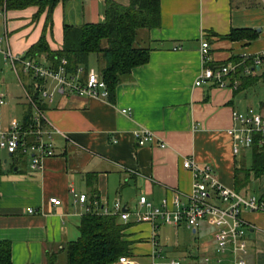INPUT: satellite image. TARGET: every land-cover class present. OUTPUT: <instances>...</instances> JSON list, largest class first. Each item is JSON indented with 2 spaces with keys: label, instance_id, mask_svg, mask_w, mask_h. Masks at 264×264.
<instances>
[{
  "label": "crops",
  "instance_id": "crops-1",
  "mask_svg": "<svg viewBox=\"0 0 264 264\" xmlns=\"http://www.w3.org/2000/svg\"><path fill=\"white\" fill-rule=\"evenodd\" d=\"M112 1L124 6L129 3ZM0 11L3 37L7 38L0 49L8 47L24 57L41 36L46 12L34 19V6ZM103 19L104 0H60L52 12L46 41L57 51L64 25L78 27ZM242 29L252 30L255 39L227 37ZM138 39L150 48L148 62L133 69L114 95L108 91L105 99L66 91L55 93L49 102L39 97L28 75L13 72L18 79L23 77L24 99L16 104L19 117L0 122V126L22 121L28 109L33 113L36 95L47 128L58 133L52 135L54 154L43 159L41 169H32L27 155L22 164L15 154L7 153L12 161L0 157V242L10 243L11 264H44L47 253L75 241L85 206L91 202L111 207L118 200L133 211L139 197L145 196L156 207L166 201L173 209L174 196L186 195L191 189L192 175L182 167L186 158L210 165L223 186L264 201V177H251L243 188L235 189V170L247 169L241 163L250 149L238 154L232 151V129L238 127L232 112L254 108L245 107L238 96L262 81L264 68L254 76L240 73L241 77L258 78L246 87L233 79V74L224 88L211 83L195 85L205 66L200 50L203 41L208 44L209 64L214 67L264 53V0H160L159 27L139 31ZM92 59L96 61L93 55ZM0 60L7 65L1 54ZM37 60L50 65L43 56ZM46 87L52 90L53 83L48 81ZM5 104L0 92V106ZM255 108L260 110L261 105ZM141 129L152 132L154 141L138 146L133 134ZM71 191L85 194L87 202L80 204ZM49 198H57L60 204H50ZM242 218L248 246L243 255L245 264H264V212L244 211ZM125 224L130 264H168L169 260L235 264L230 250L223 254L216 251L214 230L206 221L192 229L183 221L177 226L160 220L137 223L131 216Z\"/></svg>",
  "mask_w": 264,
  "mask_h": 264
},
{
  "label": "built area",
  "instance_id": "built-area-1",
  "mask_svg": "<svg viewBox=\"0 0 264 264\" xmlns=\"http://www.w3.org/2000/svg\"><path fill=\"white\" fill-rule=\"evenodd\" d=\"M4 42L7 43L6 36L0 37V45ZM200 50L205 66L195 82L196 86L211 83L218 88H224L227 86V79L240 66H243L245 74L252 76L264 68V53L242 56L235 64L214 67L209 64L207 42L201 43ZM0 54L15 74L21 71L33 80L34 90L46 101L51 102L55 93L64 94L66 91L95 99L108 97L105 82L94 70L89 71L79 66L75 72H69L65 68L63 59L57 68L53 69L34 59L14 54L8 47L4 50L0 49ZM48 81L53 83L52 90L46 87ZM122 113L128 112L122 110ZM32 119L35 123L33 127H24L19 120H12L6 128L0 126V149L9 154L30 156V167L37 170L42 168L44 158L53 156L52 135L58 132L47 128L43 112L37 107H34ZM232 119L238 123V127L232 129L233 154H238L242 149H249L254 135H264V117L256 108H249L242 113L232 112ZM133 136L138 146H143L155 139V135L145 129L135 131ZM160 146L164 145L160 144ZM182 167L192 175L191 189L186 195L174 196L173 209L167 206L166 201L163 202L162 207H156L145 196H140L138 207L133 211L125 209L118 200H115L111 207L100 206L94 201L85 206V214L115 216L124 224L131 216L137 223L154 224L155 221L160 220L164 224L177 226L183 221L188 228L192 229L197 228L201 221H206L214 230L216 251L223 254L226 250H230L235 264H245L243 255L247 252L248 246L245 240L246 224L242 218V212H264V201L245 197L223 186L214 175L213 168L208 164L200 165L186 158L182 162ZM71 194L80 204L84 205L87 202L85 194H77L74 191H71ZM49 203L59 205L60 201L57 198H49ZM28 212L33 213V210L29 209ZM118 263L130 264L125 257L120 258ZM168 264L180 263L169 260Z\"/></svg>",
  "mask_w": 264,
  "mask_h": 264
},
{
  "label": "trees",
  "instance_id": "trees-1",
  "mask_svg": "<svg viewBox=\"0 0 264 264\" xmlns=\"http://www.w3.org/2000/svg\"><path fill=\"white\" fill-rule=\"evenodd\" d=\"M59 1L0 0V8L21 10L34 6L37 7L34 19L46 12L41 36L28 48L24 58L39 62L37 59L43 56L53 69L63 59L66 70L75 72L79 66L87 69L89 58L93 55L96 57V65L100 66L96 67L100 78L105 82L110 95H114L117 86L130 77L133 69L148 62L150 48L139 43L138 32L159 27L160 0H129L126 6L104 0L103 22L86 23L78 27L64 25L61 49L53 51L45 35L51 29L52 12ZM236 35L249 41L255 39V33L248 29L233 30L227 37L234 39ZM238 61L239 58L235 60ZM242 71L243 66H240L232 76L242 87L258 81V78L241 77ZM262 81L264 83V74ZM33 101L41 110L36 95ZM32 118V110L28 109L21 123L24 127H33L35 123ZM249 149L252 153L251 167L235 170L236 190L243 188L251 177H264V135H254ZM126 227L115 216L84 214L79 225V237L62 245L57 252L47 253L44 264H61V257H64L63 264H116L120 258L130 256V242L124 235ZM0 264H11L9 242H0Z\"/></svg>",
  "mask_w": 264,
  "mask_h": 264
},
{
  "label": "rangeland",
  "instance_id": "rangeland-1",
  "mask_svg": "<svg viewBox=\"0 0 264 264\" xmlns=\"http://www.w3.org/2000/svg\"><path fill=\"white\" fill-rule=\"evenodd\" d=\"M4 36V20L2 13L0 11V37L3 38ZM105 45V43H104ZM98 65H101L99 63ZM96 67H100L96 65L95 59L89 60L87 70H96ZM20 78V77H19ZM23 85V77L18 79L17 76L13 73V71L10 69L8 65H6L4 62L2 63L0 60V92L5 96L6 104L3 106H0V122L1 123H7L10 121V119L14 118L17 119L19 117V110L16 106L17 103L22 102L24 99V93L22 90ZM243 100V104L245 107H256L260 106L259 112L264 114V83L263 81H258L256 84H254L252 87L248 88L243 92L242 95L238 96ZM251 152H246L244 154V159L241 164H243L247 169L251 167ZM0 157L3 159H9L11 160V157H8V154L6 151L0 149ZM15 158L20 162V164L23 163V161L26 159V156L15 154ZM2 159V160H3ZM3 162V161H2ZM240 162V159H239ZM253 189V185H252ZM61 264L64 263V257H61Z\"/></svg>",
  "mask_w": 264,
  "mask_h": 264
}]
</instances>
